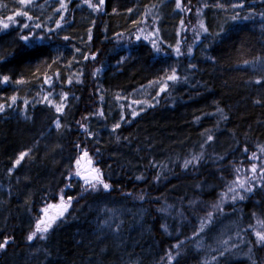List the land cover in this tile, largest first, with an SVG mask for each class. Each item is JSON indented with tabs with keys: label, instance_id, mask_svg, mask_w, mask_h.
<instances>
[{
	"label": "trees",
	"instance_id": "1",
	"mask_svg": "<svg viewBox=\"0 0 264 264\" xmlns=\"http://www.w3.org/2000/svg\"><path fill=\"white\" fill-rule=\"evenodd\" d=\"M10 1L0 0V4ZM55 3L50 0L48 5L54 7L49 16L58 20L56 25H44L46 30L14 26L0 34V182L6 180L4 175L16 179L11 191L22 200L19 206H4L0 213V264H125L114 254L118 242H104L89 227L97 216L93 205L85 207L95 197L90 199L85 186L75 179L68 182L62 197L76 201L50 235H39L30 243L28 221L58 201L77 156L69 160L78 150L75 143L82 138L93 142L98 136L88 137L81 128L88 130L91 121L103 124V107H110V97L155 85L165 72L175 70L178 81L172 83H178V91L173 102L162 106L160 100L159 108L126 114V121L112 134L113 142L106 146L108 155L115 156L101 167L108 180L109 172L115 174L109 181L112 194L126 185L133 188L142 177L150 193L163 196L162 213L181 211L183 204L186 211L172 221L158 218L152 232L138 242L142 250L155 254L154 260L145 262L142 252L130 259L137 264H219V253L208 250L210 241L200 238L223 216L238 220L237 227L251 249L264 252L248 231L264 225V183L249 186L240 195L245 200L236 205L230 200L223 208H212L232 179V168L245 166L249 154H259L264 147V0H104L99 10L81 8L76 0L61 2L60 7ZM32 6L36 10L38 2ZM157 7L162 15L159 23L173 22L175 33L180 25L182 38L190 39L182 27L188 20L195 23V11L204 14L209 29L222 10H226V21L220 17V34L206 38L192 54L183 56L184 51H177L176 56L174 49L162 44L160 48L142 36L150 31L147 27L153 25L151 17ZM157 37L160 43V33ZM82 43L88 50L78 52ZM113 48L120 51L111 55ZM78 63L81 80L66 87L71 107L65 114L49 102L28 106L20 102L33 100L38 93L51 98L52 91L47 90L53 81ZM54 89L59 90L60 84ZM73 95L81 104H76ZM13 99L18 104L9 106ZM93 100L104 105L90 109ZM33 118L36 124H30ZM55 121L60 123L59 130L53 129ZM48 131L50 137L39 140ZM25 153L28 156L14 169ZM159 153L168 157H158ZM67 160L70 169L63 174ZM214 167L223 170L215 172ZM160 173L168 179L165 184L161 181L164 188L158 192L154 186ZM205 186L215 188L206 190ZM78 195L86 201L78 202ZM209 208L216 213L208 212ZM83 222L87 225L81 226ZM34 246L46 252V262L31 254ZM254 257V264H264V257Z\"/></svg>",
	"mask_w": 264,
	"mask_h": 264
},
{
	"label": "rangeland",
	"instance_id": "2",
	"mask_svg": "<svg viewBox=\"0 0 264 264\" xmlns=\"http://www.w3.org/2000/svg\"><path fill=\"white\" fill-rule=\"evenodd\" d=\"M73 0H55L56 7L61 6V2H65L66 4L69 2H72ZM75 1V0H74ZM78 4L81 2V8H86L91 10L97 9L99 10L102 8V5L104 3H98V0H76ZM38 2V6L36 10L32 6V4ZM48 2L50 0H12L9 3L7 2L6 5L0 4V33L8 32L10 31V28L19 26L20 29H26V28H35V29H45L43 28L44 25L46 27L51 26V23L54 25L57 24L58 20L52 16H49L52 9L54 8L53 5H48ZM177 2V1H175ZM178 3V2H177ZM70 5V4H69ZM83 6V7H82ZM55 12V11H54ZM34 13V14H33ZM43 13V14H42ZM42 14V15H41ZM195 23H191L190 20H188L187 25L181 26L186 33L189 31L190 33V39L189 41L193 44V48L201 47L203 43L205 42L206 38H213L214 36L220 34V29L218 28L217 24L220 19L226 21V10H222L220 12L219 19L216 16V20L211 22L210 29L208 28V21L204 17V14L201 13L199 10L198 12L195 11ZM152 23L148 29L150 31H144L142 33L143 37H146L147 41L150 42H157L155 45L157 46L159 44V47L161 48L162 44L163 46H166L169 50L174 49L175 55L178 56L179 52L177 51H184L183 44H181V41L179 40V36H182V33L180 32V25H177V33H175V29L173 27L174 23L172 22L170 25H164L159 23L160 19L162 18L161 12L159 11L158 7L154 11L152 15ZM7 25V27H5ZM165 28V29H164ZM173 28V29H172ZM46 30V29H45ZM179 32V33H178ZM151 33H153V37L151 36ZM161 37V42H158L157 34ZM165 34V35H163ZM155 35V36H154ZM205 49H208L209 46L205 45ZM194 51V50H193ZM163 53H165L163 51ZM193 53V52H192ZM191 53V54H192ZM206 53V52H205ZM181 54H184L183 52ZM207 55V54H206ZM205 57V56H204ZM207 57V56H206ZM76 64V63H75ZM90 70L94 73V66H89ZM175 75L177 78L174 80L169 79V77ZM80 77V75H78ZM70 77H74L71 75ZM178 76H177V70L173 71L171 75H168L167 78L164 80L156 83L153 86L147 87L145 89L140 88L139 90L135 91L134 93H131L127 96L116 94L115 96L110 97V107L107 104V109L103 107V113H104V122L101 126L99 124L94 123L95 121H91L87 124V128L84 126L81 128L83 131V134H86L88 137L94 138L97 134L96 132H92L94 130H97L95 128H98V130H103V132L111 131L114 132L116 128H119L121 124H123L126 121V114L128 116H134L138 114H142L145 112H148L150 110L159 108L160 103V96L167 91H170L169 95L173 97L176 96L178 89L175 92V89L178 87V83L173 86L170 84L171 82H177ZM50 82H46V86H50ZM171 85V86H170ZM45 91V90H44ZM174 91V92H173ZM54 100L56 101L55 110L59 114H65L64 109L66 108L67 104L66 102L70 101L69 96H67L66 92L63 90H53L51 93L55 94ZM47 97L44 93H38L33 100H22L24 105H36L40 101H44ZM114 103V105H113ZM18 100L13 99L9 106L17 105ZM59 109V110H58ZM54 126L59 127L58 122L54 123ZM118 125V126H117ZM103 138V137H102ZM101 138V139H102ZM100 139V136H96L94 140ZM100 139V140H101ZM79 149V148H78ZM264 147H260L259 154L251 153L249 154V157L247 158V163L245 166H235V168H232L233 177L229 182H226L225 189L221 190L219 193V199L218 202L215 204L216 206L212 208H223L229 204V201L232 200L233 205H236L238 202L245 200V198L241 199L240 195L243 192H246L245 190L248 189V187L252 186L253 184L263 185L264 183ZM80 154L76 158H74L73 161V175L69 178L67 181V186L63 187V190H61L59 193L61 195L59 196L58 201L53 204L54 206L48 205L46 206L40 213L37 218L35 217L31 222L28 221V232L29 236H33V233L35 235L30 240V243L35 242L40 236L42 235H50V230L56 226L69 212L70 208L74 205V202L76 201V198L71 200H66L62 197V192L64 191L65 187L68 190L69 184L71 179H75L76 177L82 176L87 174L85 172V169L88 167L89 162H92L93 170H96L99 176V180L96 182L91 183L88 187H85L87 194L90 197H95V202L93 203V208L95 210L97 219H99L101 224L104 227L110 228V229H116L117 223H119V217L120 216V210H117L116 207L119 205L118 201H114L110 199V196L112 193L110 192V187L107 189H104L103 185L107 184L109 186V182L104 179V171L101 167L98 166L97 159H93L92 154L88 151H81L79 149ZM23 159L28 156V153L22 154ZM23 159L18 160L19 163H16L14 166V169H16L17 166H19ZM87 166V167H86ZM254 169V170H253ZM14 172V171H9ZM8 175H10L8 173ZM19 178L20 175L18 176ZM16 180V179H15ZM95 184L96 187L93 188L92 185ZM242 185V186H241ZM206 190L213 189L215 187L213 186H205ZM264 188V186H263ZM65 189V190H66ZM73 189V187H71ZM233 189V190H230ZM7 189L0 186V213L4 210V206L8 204V195ZM82 193V192H81ZM4 195L7 197H4ZM232 195V196H231ZM233 196L236 197V199H233ZM75 197V196H74ZM78 199H81V195H78ZM92 205V204H91ZM56 211V213H54ZM47 216H49V219H47ZM30 222V223H29ZM210 222V221H208ZM213 227H211L212 230H208L201 240L208 239L210 241V245L208 247V250L217 251L219 254V264H254L253 258L256 256V252H254L251 249L250 241L247 242V239L241 232L240 228L237 227L238 220H236L232 216H223L221 218H218L213 222ZM210 225V224H209ZM38 228L40 230H38ZM47 228V231H42L43 229ZM32 229V231H30ZM250 235L253 236V240L255 241V244L258 248L263 249L264 248V241L260 240V236H264V225H259L255 228H249L248 229ZM260 235H257V234ZM28 237V233H27ZM29 238V237H28ZM199 239V240H200ZM248 243V245H247ZM46 252L41 248H37L34 246V250H31V254L35 256V258H39L40 260H43L46 262L48 257L46 258L45 255ZM38 259V260H39Z\"/></svg>",
	"mask_w": 264,
	"mask_h": 264
},
{
	"label": "bare ground",
	"instance_id": "3",
	"mask_svg": "<svg viewBox=\"0 0 264 264\" xmlns=\"http://www.w3.org/2000/svg\"><path fill=\"white\" fill-rule=\"evenodd\" d=\"M87 18L89 19V17L87 16ZM90 20V19H89ZM79 30V28H77ZM3 33H7V32H3ZM0 33V34H3ZM165 35V34H164ZM51 36L48 37L49 38ZM46 38V39H47ZM179 40L181 41V44H183V50H184V55L186 56L188 54H191L194 50L193 48V44L189 41L188 37L182 38V37H178ZM82 47L80 46L81 49L78 48V52H85L88 50V45L86 43H82ZM120 50H117L116 48H113L112 50L110 49V54L114 55L116 53H118ZM60 54H62V51L60 52ZM63 56V54H62ZM78 66H74V67H70L66 72L68 73H64L63 78L62 76H59V81H53V84L49 87V89L47 90L49 93L54 89L55 84L59 83L60 84V89L59 90H63L64 92H66V87L69 85V83L73 84V83H80L81 78L78 76L82 74V71H79V67L81 66L80 63L77 64ZM172 73H164V78H167L168 75H171ZM71 75H73L74 77H70ZM173 88L175 87L176 84L174 83H170ZM153 86V84L151 85ZM150 87V86H148ZM103 91H105L103 89ZM57 92L53 95H51V98H47V97H43L46 98L44 101H40L38 103V105L43 104L45 102H49L52 103V105L55 107L56 106V101L54 100V95H56ZM67 94V93H66ZM168 95V94H167ZM76 95H73V98H75ZM162 96V95H161ZM160 96V97H161ZM162 101V106H164L167 103H172L173 102V97L172 96H166V98H161L160 99ZM21 103L22 100L20 101ZM75 102L76 104H81L80 101L78 100V98H75ZM74 103V102H73ZM67 106L64 109V112L67 111L68 107H71V103L66 102ZM36 106L39 107V106ZM69 105V106H68ZM100 105H104V101L102 103H100V101L98 100V102L95 100H93V102H91L89 104L90 109H95L96 107L100 106ZM160 107V105L158 106ZM37 111V110H36ZM41 112V110H39ZM40 114V113H38ZM41 118V117H39ZM44 120V118H43ZM37 122V121H36ZM35 122V118L32 119V122H30V124H36ZM58 122V125L60 124L59 121H55ZM54 122V123H55ZM53 123V129L55 130H59L60 126H54L55 124ZM98 131V132H96ZM96 134L101 136L103 134H105V137L103 139H98L92 142V140H89L87 138H82L81 140L78 141V145H76L75 143V147H77V149L79 148L82 152L83 151H88L89 153L92 154L93 159H97L98 161V165H100V167H105V165L107 163H111L112 160L115 159V156L113 155H108V150L106 149V146L108 145L109 142L112 141V138H114V136H112V134L114 132H103L102 130H95ZM50 133L51 132H45L43 134L40 135L39 140H44L46 138L50 137ZM113 142V141H112ZM227 146V145H224ZM75 149V148H74ZM79 149L76 151V153H72L70 155V159L72 160L73 157L77 154H80ZM108 152H107V151ZM72 151V150H71ZM76 156V157H77ZM166 156L168 157V155H166L165 153H159L158 157H163ZM68 161V160H67ZM171 162L173 167H175V165L177 164L176 159L173 160V157L171 158ZM170 162V164H171ZM64 163V170H63V174H65L66 172H68V170L70 168H68V162H63ZM72 163V162H71ZM73 165V163H72ZM215 172H222V170L218 167H214ZM226 170V168H225ZM161 177L159 179V181H157L155 184L157 187L154 186V189L157 190L158 192H161L162 188H164V184L167 181V177L166 175H163L162 173ZM73 175V171L72 169L69 170V173H67V176L65 178V181H68L69 178ZM4 179H6L5 181L0 182V186H2L3 188L7 189V195H8V199L7 197L4 195V197H6L8 201V205L12 204V206H19L22 202L20 197H17L15 194H13V189L11 187V185H13L16 180L15 179H8L7 175H4ZM115 176L114 173H110L108 174L109 180L104 177L105 180H107L108 182L113 179ZM147 179H143L141 177V180L136 182V184L133 185V188H129L127 185L125 186L126 188L121 190L119 189L118 192H113V194L110 196L111 200L114 201H118L119 205L116 207L117 210H120V216L119 217V223H117L116 225V229H110L107 227H104L100 222L99 219L94 220V222H90L89 227H91V229L97 233L96 236H98L99 239L103 240L104 242H118L116 249L114 251V254H116L117 256H120L121 258H123V260H125V264H137L136 262L131 261L130 258H133V256L136 255V257L138 255L141 254L144 258H142V260H144L145 262L148 260H154L155 258V254L150 251V252H145L144 250H142L141 248V242L138 244V242L140 240H142L143 238L147 237L146 235H148L150 232H152L153 228L156 226V220L158 218H164L166 219V221H172L173 219H175L176 217L182 216L186 213L185 208H184V204L182 205L181 211L177 208L176 209H172L169 213H162L161 210V205L164 204L163 203V196L161 194H157V192L155 193H150V191L147 189L146 186H144L145 182ZM161 181L164 182V184H161ZM177 182V181H176ZM171 184L173 182H170ZM110 186V183H109ZM12 190V191H11ZM97 197V196H94ZM90 199H92V197L89 196ZM98 198V197H97ZM83 203L84 201H86V199L81 198L80 200H78V202ZM95 201L90 200L88 201V206H86L85 208H90L92 207L93 203ZM92 204V205H91ZM91 205V206H90ZM85 208H82L83 210H85ZM211 211V209H208V212ZM214 212V214L216 213V211H211ZM26 215V214H25ZM125 216V217H124ZM129 222H127V221ZM87 222H89L87 220ZM87 222H83L81 223V226L87 225ZM149 232V233H148ZM257 256L260 259H263L264 257V252L259 250L256 252ZM148 259V260H146ZM141 264V263H140ZM144 264H149V263H144Z\"/></svg>",
	"mask_w": 264,
	"mask_h": 264
},
{
	"label": "snow or ice",
	"instance_id": "4",
	"mask_svg": "<svg viewBox=\"0 0 264 264\" xmlns=\"http://www.w3.org/2000/svg\"><path fill=\"white\" fill-rule=\"evenodd\" d=\"M98 3H103V0H98ZM5 27H7V25H5ZM24 39L27 40L28 38H27V37H24ZM176 78H177V77H176L175 75L169 77V79H171V80H174V79H176ZM58 110H59V109H58ZM117 126H118V125H117ZM21 159H23V155L21 156ZM17 163H19V161H17ZM187 163H188V162H186L185 166H187ZM253 170H254V169H253ZM241 186H242V185H241ZM92 187L95 188L96 185L93 184ZM103 187H104V189H107L109 186H108L107 184H104ZM230 190H233V189H230ZM233 191H234V190H233ZM240 198L243 199V197H240ZM233 199H236V197L233 196ZM38 230H40V229L38 228ZM42 231H47V228L43 229ZM34 235H35V233H33V236H34ZM257 235H260V234L258 233ZM33 236H29L28 239L31 240V239L33 238ZM260 240L264 241V236H260ZM0 247H2V245H0Z\"/></svg>",
	"mask_w": 264,
	"mask_h": 264
},
{
	"label": "water",
	"instance_id": "5",
	"mask_svg": "<svg viewBox=\"0 0 264 264\" xmlns=\"http://www.w3.org/2000/svg\"><path fill=\"white\" fill-rule=\"evenodd\" d=\"M91 166H92V163L89 162V167L87 168L86 171H89L91 169ZM95 176V177H94ZM80 180H83V179H93V180H98V177H97V173L96 171H93L92 173H90L89 175L87 176H83L81 178H79Z\"/></svg>",
	"mask_w": 264,
	"mask_h": 264
}]
</instances>
